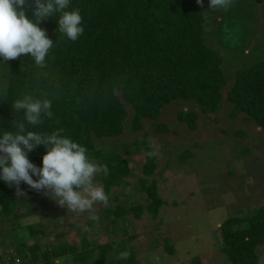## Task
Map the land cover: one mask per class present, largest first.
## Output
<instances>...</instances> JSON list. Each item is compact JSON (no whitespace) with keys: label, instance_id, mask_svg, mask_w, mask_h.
Masks as SVG:
<instances>
[{"label":"trees","instance_id":"1","mask_svg":"<svg viewBox=\"0 0 264 264\" xmlns=\"http://www.w3.org/2000/svg\"><path fill=\"white\" fill-rule=\"evenodd\" d=\"M70 7L81 11L85 32L71 41L57 31L55 16L43 20L40 26L57 41L46 67L40 68L24 54L7 63L0 62V128L15 131V121L23 118L24 110L17 112L11 106L15 99L25 94L50 99L53 117L45 118L35 129L28 127L44 134L62 130L87 146L92 158L108 165L110 174L104 176V184L109 190L130 176L132 169L120 152H107L101 142L119 139L128 130L143 129L144 119H158L173 101L193 100L205 114L220 110L228 84L222 66L224 58L206 42V18L197 3L72 0ZM227 100L233 105V116L245 113L248 121L254 120L264 129V59L237 71ZM179 118L196 129L195 111H181ZM158 129L168 128L161 125ZM149 137L146 133L144 140L138 141L147 151L140 189L148 196L145 207L157 216L166 200L160 196L157 181L149 178L157 168V157L148 155ZM46 151L44 146H38L29 158L42 166ZM192 154L186 150L181 157ZM17 201L16 186L0 181L2 211L11 213ZM140 208L137 216L144 207ZM125 214L122 206L110 211L112 222ZM221 235L220 249L230 262L258 264V247L264 244V206L248 216H229L221 226ZM85 245L90 243L86 241ZM98 248L96 264H139L130 245L121 250L128 253L127 258L115 263L107 259L110 242ZM17 250L32 264H56L57 259L76 253L77 247L61 245L39 252L38 245L23 242ZM193 260L194 264L204 261L201 256Z\"/></svg>","mask_w":264,"mask_h":264},{"label":"rangeland","instance_id":"2","mask_svg":"<svg viewBox=\"0 0 264 264\" xmlns=\"http://www.w3.org/2000/svg\"><path fill=\"white\" fill-rule=\"evenodd\" d=\"M208 6L204 0L206 42L221 52L228 78L223 107L205 114L193 100L173 101L158 119H144L143 129L101 142L107 152H120L132 171L109 190L104 175L98 174L110 199L107 207L94 206L97 221L90 219L92 213L68 211L44 191L22 183L27 195L18 197L14 210L5 213L0 208V253L19 249L23 242L38 245L39 252L72 245L77 252L55 262L96 264L98 246L110 242L107 259L114 263L123 258V246L130 245L139 264H194L196 256L203 264H233L220 249L221 226L229 216H248L264 206V129L245 113L233 116L227 96L237 71L264 59V0H231L224 9ZM181 111L198 114L196 129L180 120ZM161 125L168 129L159 130ZM146 133L159 149L157 168L149 178L157 181L166 200L157 216L145 207L148 196L140 189L147 151L138 141ZM186 150L193 154L182 158ZM118 206L126 208V214L112 222L110 211ZM258 252V264H264V244Z\"/></svg>","mask_w":264,"mask_h":264},{"label":"clouds","instance_id":"3","mask_svg":"<svg viewBox=\"0 0 264 264\" xmlns=\"http://www.w3.org/2000/svg\"><path fill=\"white\" fill-rule=\"evenodd\" d=\"M196 2L203 7L204 0ZM71 3L72 0H0V62L7 63L24 54L32 57L40 68L46 67L57 41L40 26L43 20L55 16L57 31L71 41L78 40L85 32L81 11L72 9ZM230 3L231 0H209L208 7L224 9ZM0 99H3L2 93ZM11 106L17 112L21 109L24 112L23 118L15 121V131L0 128V181L9 187L15 185L18 197L27 195L20 188L25 183L30 189L44 191L68 211L92 213L90 219L97 221L99 217L94 206L102 203L107 207L110 199L97 176L109 175L108 165L98 163L87 146L64 135L62 130L44 134L28 127L35 129L45 118L53 117L50 99L25 94L15 99ZM148 142L151 146L148 155L158 156L155 140L149 137ZM41 145L47 151L42 157V166H38L29 158V153ZM127 256V252L122 254L123 258Z\"/></svg>","mask_w":264,"mask_h":264},{"label":"built area","instance_id":"4","mask_svg":"<svg viewBox=\"0 0 264 264\" xmlns=\"http://www.w3.org/2000/svg\"><path fill=\"white\" fill-rule=\"evenodd\" d=\"M0 264H32L26 261L16 248H9L0 253Z\"/></svg>","mask_w":264,"mask_h":264}]
</instances>
